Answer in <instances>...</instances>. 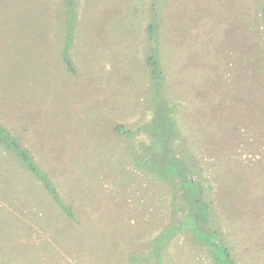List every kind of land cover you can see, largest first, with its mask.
<instances>
[{
  "label": "rangeland",
  "instance_id": "rangeland-1",
  "mask_svg": "<svg viewBox=\"0 0 264 264\" xmlns=\"http://www.w3.org/2000/svg\"><path fill=\"white\" fill-rule=\"evenodd\" d=\"M67 1L0 0V124L70 211L0 146V264L155 263L150 245L193 210L147 170L163 173L162 103L202 169L205 226L264 264V0H70L66 18ZM195 239L180 231L164 263L214 264Z\"/></svg>",
  "mask_w": 264,
  "mask_h": 264
},
{
  "label": "trees",
  "instance_id": "trees-1",
  "mask_svg": "<svg viewBox=\"0 0 264 264\" xmlns=\"http://www.w3.org/2000/svg\"><path fill=\"white\" fill-rule=\"evenodd\" d=\"M63 7L65 15H67L66 18L69 17L68 13L72 16H75L74 12H76L77 6L74 2L68 0L67 3L63 5ZM155 29L156 24H152L150 26V35L151 39L156 44V42H158V39ZM68 45L70 44L68 43ZM154 48L155 46L152 48L153 51L147 60V64L150 70V76L152 79L158 80V82H164L166 78L163 69V61L160 53L156 52ZM70 49L71 48L69 47L65 48V50L62 52V58L69 69L73 70L74 65L70 56ZM171 110V106L167 105V103H162L160 110H157L158 113L161 112V114H157V116L160 115L161 119V122L158 125V129H160L161 132H164L161 137V142L166 146L163 147V155H161L160 158V163L163 165V173L159 172L158 168L155 172L153 163H150V165L147 167V170L149 172H152L153 174H156L159 178L169 182L170 184H173V179H178L185 190V198L188 203H190L193 210L188 211L182 223L178 224L177 226L174 225L171 227L173 229L171 233L169 232V229L166 232L164 231V240L156 239L155 242L157 241V245H150L148 249L149 254L157 249L155 252V263L152 264H157V262L158 264H165L162 258V253L166 248L168 242L177 234H179L180 231L189 229L193 230L196 242H202L209 246V253L213 259L214 264H238L232 255L230 247L221 239H219L218 235L220 229L217 227L214 230H211L205 226L209 219L208 206L201 200L203 188L200 186L198 181L193 179V172L198 174L202 172V169L201 167H198V159L190 154L189 148L186 147L188 146V144L186 142H183L185 144L179 142L180 138L174 139L172 137L171 133H174L173 131L176 128V121L175 118L171 116ZM120 128L121 127H119V129ZM143 131L145 132V127H141V132ZM157 132V136H160L161 132ZM128 133V136H131L135 134L136 131L129 129L124 136L128 137ZM0 146L5 151L10 153L20 164V166L26 169L39 182H41L46 191H48L55 197L57 205H59L63 209V211H66L69 214V209L57 196L56 188L53 186L47 175L40 169L30 151L27 148L23 147L20 141L15 138L2 124H0ZM175 147L180 149V153L177 151H173ZM158 256H160V259H158Z\"/></svg>",
  "mask_w": 264,
  "mask_h": 264
}]
</instances>
